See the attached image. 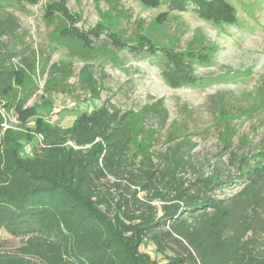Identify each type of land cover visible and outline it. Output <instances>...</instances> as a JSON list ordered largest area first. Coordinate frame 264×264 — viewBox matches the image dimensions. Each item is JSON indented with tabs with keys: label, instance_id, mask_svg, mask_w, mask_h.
<instances>
[{
	"label": "rangeland",
	"instance_id": "obj_1",
	"mask_svg": "<svg viewBox=\"0 0 264 264\" xmlns=\"http://www.w3.org/2000/svg\"><path fill=\"white\" fill-rule=\"evenodd\" d=\"M22 1L2 14L15 20L3 40L18 53L4 129L20 143L21 158H33L44 141L35 123L66 129L108 105L131 113L132 156L169 153L185 162V179L228 183L212 197L239 205L259 199L250 213L264 219V0H225L236 19L221 27L204 16L220 0L186 8L152 0ZM84 53L97 56L84 60ZM164 57L187 74L173 78ZM0 243L14 250L21 239L1 228Z\"/></svg>",
	"mask_w": 264,
	"mask_h": 264
},
{
	"label": "trees",
	"instance_id": "obj_2",
	"mask_svg": "<svg viewBox=\"0 0 264 264\" xmlns=\"http://www.w3.org/2000/svg\"><path fill=\"white\" fill-rule=\"evenodd\" d=\"M152 1L174 8L200 3ZM22 3L0 0V229L21 239L14 250L0 249V264H264V219L250 213L259 199L239 205L212 197L228 183L200 174L185 179V162L169 153L132 156L130 112L103 105L66 129H42L39 121L34 130L43 143L33 158L20 157V143L4 129L18 53L3 40L15 20L2 14ZM214 11L204 16L220 27L236 19L225 0ZM162 61L173 78L187 74Z\"/></svg>",
	"mask_w": 264,
	"mask_h": 264
},
{
	"label": "built area",
	"instance_id": "obj_3",
	"mask_svg": "<svg viewBox=\"0 0 264 264\" xmlns=\"http://www.w3.org/2000/svg\"><path fill=\"white\" fill-rule=\"evenodd\" d=\"M4 127H5V128L7 127V124H6V123L4 124ZM42 143H43V142H41V144H42Z\"/></svg>",
	"mask_w": 264,
	"mask_h": 264
}]
</instances>
